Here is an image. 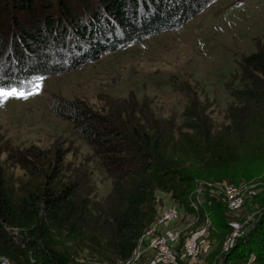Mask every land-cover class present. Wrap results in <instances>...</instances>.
Masks as SVG:
<instances>
[{
    "label": "trees",
    "instance_id": "trees-1",
    "mask_svg": "<svg viewBox=\"0 0 264 264\" xmlns=\"http://www.w3.org/2000/svg\"><path fill=\"white\" fill-rule=\"evenodd\" d=\"M213 1L0 0V88H21L31 77L61 75L122 46L177 31ZM242 73L237 90L227 88L236 104L242 102L236 110L237 140L261 149L264 114L252 102L264 97V48L244 57ZM195 108L186 105L178 119L174 117V122L189 117L202 122L183 124V131L171 123L157 129L128 125L126 130L79 102H66L64 110L52 107L93 148L104 172L111 174L118 205L106 207L81 198L76 182L60 184V151L30 154L45 170L39 174L41 183L29 179L22 196L8 189L0 164V257L13 264L125 261L158 216L157 192L169 195L186 215L198 221L211 218L230 232L232 226L223 216L218 218L222 203L195 190L197 181L217 183L232 177L228 165L235 149L229 138L233 132L229 127L213 132L207 108L200 105L193 113ZM234 108L227 110L230 117ZM260 128L263 135L253 138L249 132ZM19 164L26 165V160ZM191 203H196V210ZM177 206L179 216L183 209ZM180 249L175 252L176 264H184ZM147 256L137 264H150ZM250 258L252 264H264V213L242 229L222 262L243 264Z\"/></svg>",
    "mask_w": 264,
    "mask_h": 264
},
{
    "label": "rangeland",
    "instance_id": "rangeland-1",
    "mask_svg": "<svg viewBox=\"0 0 264 264\" xmlns=\"http://www.w3.org/2000/svg\"><path fill=\"white\" fill-rule=\"evenodd\" d=\"M260 48H264V0H214L177 31L122 46L61 75L29 78L26 86L15 88L25 98L0 97V164L8 189L22 196V187L30 178L35 179L34 184L41 183L39 174L45 167L30 154L60 151L62 168L57 181L63 185L76 182L81 198L116 208L118 195L113 193L111 174L104 172L93 148L52 107L64 110L66 102H79L126 130L128 125L157 129L171 123L186 131L183 124L200 120L189 117L174 122V117L178 119L186 105L196 107L193 113L202 105L214 125L213 132L230 128L235 149L228 165L232 177L217 183L197 181L195 191L222 203L218 218L223 216L232 229L222 230L211 218L198 221L186 215L185 209L161 192L156 194L158 216L168 207L183 210L173 222L157 229L163 235L178 234L175 250L197 238L200 251L196 255L181 253L182 263L209 264L211 258L210 264H223L222 255L228 250H223L225 243L230 248L242 229L251 227L264 213V146L260 143L258 149L256 143L237 140L240 114L236 110L242 102L236 104L227 90H237L244 57ZM252 104L264 114V97ZM230 106L235 107L232 117L227 113ZM257 131L249 133L253 138L263 135L261 128ZM25 160L26 165L21 166L19 161ZM227 187L232 188L235 203ZM233 226L240 231L235 238L231 236ZM156 262L169 264L161 257ZM243 264H252V258Z\"/></svg>",
    "mask_w": 264,
    "mask_h": 264
},
{
    "label": "built area",
    "instance_id": "built-area-1",
    "mask_svg": "<svg viewBox=\"0 0 264 264\" xmlns=\"http://www.w3.org/2000/svg\"><path fill=\"white\" fill-rule=\"evenodd\" d=\"M232 188L227 187V194L231 198L232 203L237 200L231 195ZM191 207L195 210L197 209L196 203H191ZM178 217V210L176 207H168L163 214L157 216L155 222L151 227L139 238L137 245L132 252L129 259L125 261H119L116 264H137L144 255H148L147 259L150 264H156V258L161 257L169 264L175 263V252L173 248V243L178 241V234L175 232H166V235L160 233L157 229L159 226L166 224L168 222H173ZM231 236L233 238L239 235V228H234ZM15 231V230H14ZM142 247V249H141ZM229 248V242L225 243L224 249ZM200 251L197 238H190L185 244L181 253L196 255ZM159 256V257H158ZM183 257V256H182ZM184 258V257H183ZM153 259V260H152ZM0 264H13L10 260L4 257H0Z\"/></svg>",
    "mask_w": 264,
    "mask_h": 264
},
{
    "label": "snow or ice",
    "instance_id": "snow-or-ice-1",
    "mask_svg": "<svg viewBox=\"0 0 264 264\" xmlns=\"http://www.w3.org/2000/svg\"><path fill=\"white\" fill-rule=\"evenodd\" d=\"M13 96H18L20 98H25L24 93H17L15 89L12 91H6L2 88H0V97H13Z\"/></svg>",
    "mask_w": 264,
    "mask_h": 264
}]
</instances>
